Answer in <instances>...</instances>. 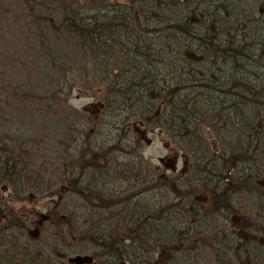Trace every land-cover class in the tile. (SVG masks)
<instances>
[{
    "label": "trees",
    "instance_id": "1",
    "mask_svg": "<svg viewBox=\"0 0 264 264\" xmlns=\"http://www.w3.org/2000/svg\"><path fill=\"white\" fill-rule=\"evenodd\" d=\"M18 1L43 41L59 86L54 98L67 115L64 183L88 210L83 221L67 202L48 211L43 231L56 239V258L73 236L90 247L88 264H152L157 251H192L189 228L208 212L230 221L243 211L233 205L238 195L256 197L264 226V0ZM81 87L100 98L98 113L65 106ZM137 127L164 133L187 171L153 168ZM20 164L0 143V185L16 199L26 181L44 178ZM110 180L121 186L107 190ZM205 190L210 211L199 204ZM149 196L171 200L142 201ZM3 213L0 264H55L24 241L26 225L12 206ZM221 236L235 264L246 263L248 250L252 264H264V250L252 247L256 235L232 239L221 228Z\"/></svg>",
    "mask_w": 264,
    "mask_h": 264
},
{
    "label": "rangeland",
    "instance_id": "2",
    "mask_svg": "<svg viewBox=\"0 0 264 264\" xmlns=\"http://www.w3.org/2000/svg\"><path fill=\"white\" fill-rule=\"evenodd\" d=\"M30 19L24 5L18 0H0V143L8 144L14 159L24 163L20 164V168L30 170L29 175H33L32 169H36L39 174L35 176H44L41 179L44 182L37 179L38 186H35V182L26 181L27 184H23L26 191L21 192L23 199H16L12 188L7 184L0 185V222L6 221L3 213L6 206H12L26 225L23 239L32 245L31 250L48 257L52 255L55 264H75L70 261L71 258L77 255L89 256L92 252L90 247L79 244L78 237L73 236L71 247H66L65 243L57 247V253L60 254L56 258L53 254L56 239H48V231H43L47 230L44 228L49 218L48 211L55 209L59 202L61 205L67 202L79 221L86 220L88 210L77 195L69 192V187L64 183L66 147L72 146L65 135L67 115L61 111L60 100L54 98L59 86L52 77L43 41L35 33ZM60 96L61 99L65 97L62 94ZM100 103L99 97L94 98L86 87H81L72 92L65 106L90 114L98 113ZM88 114L84 115L88 117ZM137 129L144 141L143 156L151 162L153 168L174 175L187 171L188 162L184 154L164 133L142 127ZM210 140L214 143L212 137ZM77 151L71 148L73 155ZM112 181L106 187L109 191L110 187L116 190L118 185L121 186ZM261 185L264 190V178ZM149 199L158 205H167L171 200L170 196L166 200L152 196L142 201L147 203ZM198 199L199 204L210 211L209 191L200 193ZM257 202L252 195L236 196L233 205L238 209L242 207L243 211L230 215V221L219 212L217 217L214 216L219 221L218 228L214 225L216 219L210 212L202 215L203 220L199 226L189 228L191 239L197 247L192 251L188 247H181L183 250L176 252L174 256L176 247L167 248L163 255L157 251L152 264H235L237 256L234 250L229 249L231 245L224 246V242H221V228L232 239L237 236L250 239L251 234L256 235L259 240L252 243V247L255 251L264 250V226L262 219L258 217ZM235 232L240 234L236 235ZM239 253L243 254L241 251ZM246 254L245 264H252L253 252L248 250ZM170 256L175 258V262H169Z\"/></svg>",
    "mask_w": 264,
    "mask_h": 264
},
{
    "label": "water",
    "instance_id": "3",
    "mask_svg": "<svg viewBox=\"0 0 264 264\" xmlns=\"http://www.w3.org/2000/svg\"><path fill=\"white\" fill-rule=\"evenodd\" d=\"M71 262L75 264H84L85 262H90L92 259L89 256H82V255H77L70 260Z\"/></svg>",
    "mask_w": 264,
    "mask_h": 264
}]
</instances>
